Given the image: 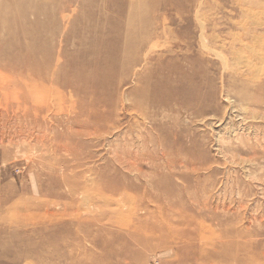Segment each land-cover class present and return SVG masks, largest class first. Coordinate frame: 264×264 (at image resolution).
<instances>
[{"label":"rangeland","instance_id":"rangeland-1","mask_svg":"<svg viewBox=\"0 0 264 264\" xmlns=\"http://www.w3.org/2000/svg\"><path fill=\"white\" fill-rule=\"evenodd\" d=\"M0 264H264V0H0Z\"/></svg>","mask_w":264,"mask_h":264},{"label":"bare ground","instance_id":"bare-ground-1","mask_svg":"<svg viewBox=\"0 0 264 264\" xmlns=\"http://www.w3.org/2000/svg\"><path fill=\"white\" fill-rule=\"evenodd\" d=\"M7 71H8V70H7ZM66 85H67V83H66ZM66 85H65V86H66ZM65 86H64V87H65ZM65 88H66V87H65ZM67 88H68V87H67ZM78 199H79V198H78ZM107 204H108V203H107ZM114 204H115V203H114ZM81 205H82V204H81ZM78 206H79V205H78ZM110 206H111V205H110ZM107 211H108V210H107ZM103 212H105V210H104ZM78 215H79V214H78ZM105 217H106V216H105Z\"/></svg>","mask_w":264,"mask_h":264}]
</instances>
